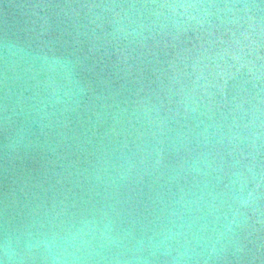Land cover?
Instances as JSON below:
<instances>
[{
	"label": "water",
	"instance_id": "obj_1",
	"mask_svg": "<svg viewBox=\"0 0 264 264\" xmlns=\"http://www.w3.org/2000/svg\"><path fill=\"white\" fill-rule=\"evenodd\" d=\"M0 264H264V0H0Z\"/></svg>",
	"mask_w": 264,
	"mask_h": 264
}]
</instances>
